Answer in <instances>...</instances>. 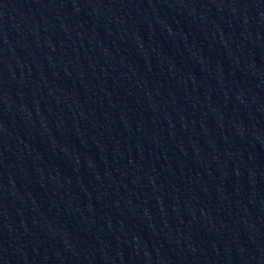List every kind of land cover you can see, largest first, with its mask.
Segmentation results:
<instances>
[{"label":"water","instance_id":"water-1","mask_svg":"<svg viewBox=\"0 0 264 264\" xmlns=\"http://www.w3.org/2000/svg\"><path fill=\"white\" fill-rule=\"evenodd\" d=\"M0 264H264V0H0Z\"/></svg>","mask_w":264,"mask_h":264}]
</instances>
